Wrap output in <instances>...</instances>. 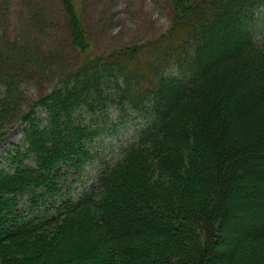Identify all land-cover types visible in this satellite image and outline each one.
<instances>
[{
  "label": "trees",
  "instance_id": "trees-1",
  "mask_svg": "<svg viewBox=\"0 0 264 264\" xmlns=\"http://www.w3.org/2000/svg\"><path fill=\"white\" fill-rule=\"evenodd\" d=\"M170 1L167 31L60 69L22 112L19 79L88 39L72 0L66 45L43 0L0 23V108L23 122L0 168L4 264H264V0ZM124 127L133 141L74 191Z\"/></svg>",
  "mask_w": 264,
  "mask_h": 264
},
{
  "label": "rangeland",
  "instance_id": "rangeland-1",
  "mask_svg": "<svg viewBox=\"0 0 264 264\" xmlns=\"http://www.w3.org/2000/svg\"><path fill=\"white\" fill-rule=\"evenodd\" d=\"M5 0H0V8L6 6ZM12 1L14 6L10 10L9 19L0 17V23L6 22L10 24L7 30L11 31L15 27V17L22 23L29 9L27 0H8ZM48 9V19H54V23H58L55 32L62 43H68V31L64 21V13L60 8L58 0H43ZM76 6L78 15L83 23L88 39V46L85 50H75L74 47L66 46V58L64 64L57 66L55 71H51L48 75L43 76L44 81L27 79L23 81L19 79L21 95L16 97V102H20L21 112L26 110L30 103L40 95L50 91L56 85L59 79L58 73L69 71L74 65L81 64L85 59L107 53L108 51L132 43H138L147 39L159 36L167 31L171 25L172 4L170 0H72ZM32 5V4H31ZM7 10H9L7 8ZM6 10V11H7ZM2 12V15H5ZM15 13V15H14ZM3 27L0 28L2 33ZM4 34H8L5 32ZM7 39V35H1ZM13 37L14 35H10ZM67 37V38H66ZM66 38V39H65ZM52 39V38H51ZM65 46H63L64 48ZM61 48V47H59ZM50 69V68H49ZM3 86L0 85V105L2 98ZM9 96V93L7 94ZM17 95V94H16ZM3 97H5L3 95ZM24 97V98H23ZM11 101V100H9ZM9 104L6 108H0V121H5V126H0V130L5 132L0 137V168L7 167L4 159L6 152L16 145L23 143V122L20 120H12ZM3 127V128H2ZM130 127H124L119 130L118 134L109 135L106 138H96L93 143L94 150L98 153L97 157L88 163L81 179L73 182L74 191H80L87 185H92L95 175L98 173L99 165L109 160L113 156L117 157L122 146L128 145L133 138ZM26 163L35 165L32 154L26 159ZM73 177V176H72ZM71 179V178H70ZM70 183V181H69ZM80 187V188H79ZM0 264H4L0 258Z\"/></svg>",
  "mask_w": 264,
  "mask_h": 264
}]
</instances>
